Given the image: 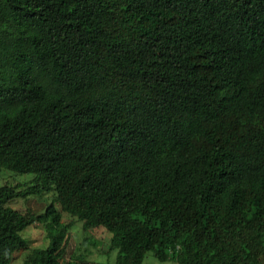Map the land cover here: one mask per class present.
Wrapping results in <instances>:
<instances>
[{
  "label": "trees",
  "instance_id": "obj_1",
  "mask_svg": "<svg viewBox=\"0 0 264 264\" xmlns=\"http://www.w3.org/2000/svg\"><path fill=\"white\" fill-rule=\"evenodd\" d=\"M1 170L0 264L34 221L21 264H76L62 212L113 264H264V0H0Z\"/></svg>",
  "mask_w": 264,
  "mask_h": 264
},
{
  "label": "rangeland",
  "instance_id": "obj_2",
  "mask_svg": "<svg viewBox=\"0 0 264 264\" xmlns=\"http://www.w3.org/2000/svg\"><path fill=\"white\" fill-rule=\"evenodd\" d=\"M31 173L18 174L8 170L0 171V185L10 182L29 183L32 179ZM55 192H42L30 195L26 198L19 197L11 205L20 211L29 210L38 215L43 213L46 206L52 201ZM59 208V206L57 205ZM62 221L68 223V237L66 245V256L74 259L76 264H113L115 251H107L109 233L101 226L84 229L82 222L75 216L62 212ZM21 234L26 239V248L14 252L10 264H21L27 252L31 248L45 246L48 242L44 223L34 221L22 229ZM142 264H177L173 260L160 261L156 259L152 251H148Z\"/></svg>",
  "mask_w": 264,
  "mask_h": 264
},
{
  "label": "bare ground",
  "instance_id": "obj_3",
  "mask_svg": "<svg viewBox=\"0 0 264 264\" xmlns=\"http://www.w3.org/2000/svg\"><path fill=\"white\" fill-rule=\"evenodd\" d=\"M262 167H263V166H262ZM259 168H260V167H259ZM262 169H263V168H262ZM248 171H249V170H248ZM259 171H260V170H259ZM260 172H261V171H260ZM262 172H263V171H262ZM261 174H262V173H261ZM258 176H259V175H258ZM263 176H264V175H263ZM263 176H262V177H263ZM256 177H257V176H256ZM258 180H259V179H258ZM263 180H264V179H263Z\"/></svg>",
  "mask_w": 264,
  "mask_h": 264
}]
</instances>
